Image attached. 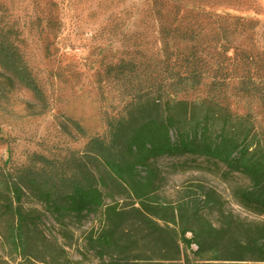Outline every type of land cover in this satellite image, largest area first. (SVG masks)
Returning <instances> with one entry per match:
<instances>
[{
	"label": "trees",
	"instance_id": "obj_1",
	"mask_svg": "<svg viewBox=\"0 0 264 264\" xmlns=\"http://www.w3.org/2000/svg\"><path fill=\"white\" fill-rule=\"evenodd\" d=\"M187 1L193 0L146 3L147 28L158 38L160 59L150 56L147 44L140 42L134 43L133 57L104 65L100 82L118 86L124 107L117 118L105 117L103 136H89L79 121L60 116L59 125L69 137L88 139L83 149H46V154H28L24 163L9 157L0 164L1 252L9 260L34 264V245L43 238V215L24 206L31 196L57 224L81 222L102 212L105 229L90 237L89 244L104 264H181V245L186 251L196 246V264H244L249 258L264 264V237L222 246L211 226L191 227L201 223L198 210L188 212L182 205L167 220L168 208L157 201L162 180L157 161L186 158L224 179L244 177L248 184L236 188L234 198L264 217V75L257 63L248 62L246 52L237 54L242 63H228L226 20L211 35L210 14L187 10ZM0 70L46 103L16 31L1 20ZM237 99L256 103L263 113L234 111L231 100ZM117 197L132 201L133 226L142 231L133 230L141 233L124 231L130 212L107 204ZM168 224L179 226V231ZM150 241L163 246L156 263L142 251Z\"/></svg>",
	"mask_w": 264,
	"mask_h": 264
},
{
	"label": "rangeland",
	"instance_id": "obj_2",
	"mask_svg": "<svg viewBox=\"0 0 264 264\" xmlns=\"http://www.w3.org/2000/svg\"><path fill=\"white\" fill-rule=\"evenodd\" d=\"M148 0H0V20L13 27L17 43L45 97V104L0 70V164L9 157L24 163L33 152L46 154L68 148L81 150L88 139H73L59 125L60 116L77 120L89 136H103L106 118L122 114L124 101L117 85L102 81L103 67L129 59L137 52L134 43H146L149 55L160 59V43L154 31L147 28L144 13ZM188 2V3H187ZM187 10L210 14L207 27L218 33L221 20L228 30V63H242L241 51L249 63H257L264 75V0H193ZM239 28L234 30L236 21ZM213 23V24H212ZM213 30V31H212ZM140 55H138L139 57ZM234 111L263 113L256 103L231 100ZM260 112V113H259ZM47 149V150H46ZM157 161L161 185L157 201L168 208L164 217L182 205L185 211L198 210L201 223L215 229L214 240L222 246L243 244L264 237V217L244 209L234 198L236 188L248 181L234 175L222 178L219 172L196 168L189 160ZM118 210L130 212L129 225L123 229L132 235L135 217L133 203L117 197L107 200ZM26 209L43 215V238L34 245V264H104L89 244V238L105 229L103 213L78 222L67 219L57 224L33 197L24 200ZM177 215V212H176ZM162 225L167 227L163 222ZM179 231V226L168 224ZM142 231V230H141ZM143 232H145L143 230ZM4 228L0 226V264H17L1 252ZM141 233V232H140ZM191 238L190 233L187 234ZM158 241H150L142 251L152 263L160 260ZM181 245L182 261L196 264L194 251ZM168 264L167 262H161ZM220 261L216 264H229ZM244 264H263L249 258Z\"/></svg>",
	"mask_w": 264,
	"mask_h": 264
}]
</instances>
